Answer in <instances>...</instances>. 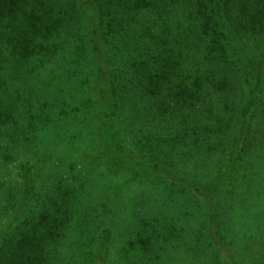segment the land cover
I'll return each instance as SVG.
<instances>
[{"label":"trees","instance_id":"1","mask_svg":"<svg viewBox=\"0 0 264 264\" xmlns=\"http://www.w3.org/2000/svg\"><path fill=\"white\" fill-rule=\"evenodd\" d=\"M68 56L83 96L58 70ZM56 115L89 131L90 163L161 178V197L136 194L127 255L264 264V0H0V165L18 178L0 264H109L98 252L113 232L74 228L92 193L69 174L86 159L44 176L27 157H56Z\"/></svg>","mask_w":264,"mask_h":264},{"label":"rangeland","instance_id":"2","mask_svg":"<svg viewBox=\"0 0 264 264\" xmlns=\"http://www.w3.org/2000/svg\"><path fill=\"white\" fill-rule=\"evenodd\" d=\"M59 62L61 64V68L58 70L63 73L62 79L66 82L65 87L72 91V93L83 96L85 87H83L81 83V72L77 71L79 67L70 63V56L66 58L63 57ZM74 70H76L77 73H75V76H73ZM134 94L135 93H133V95ZM60 96V99L63 100L62 94H60ZM65 96L69 98L68 93H65L64 97ZM135 97L136 94L133 98ZM127 104L130 105L131 103L128 102ZM133 112L128 113L132 114ZM50 118H52V121L58 119L55 126L52 129L48 128L46 133L48 137H52L49 140L51 144L48 143V145H52V148H58L56 157L54 159H50V155H47L45 150L43 151L42 147L40 148V150H42L40 156H35L33 153H30L27 157L30 158L31 163L37 164L39 167H43V170H45V173H43L44 176L47 175V170H50L51 167L54 172L59 171V173H62L63 175V171L69 173L68 167L71 162L66 164L67 161L82 157L86 159V163L82 165V168L79 166L77 169L79 172L69 174L77 177V180L85 182L87 191H90L91 189L92 193V196L88 194V197L84 199V204L82 206L87 210L79 217L74 225V228L76 227L77 230L80 228L85 230L86 223L90 224L93 232L92 235H87L91 239L97 237L104 229H109L113 232L110 244H107V242L105 243L103 240L104 245L99 247V250L105 249L106 253H104L105 251L98 252L99 256H104L105 260H108L109 264H131V262L135 261H137V264H152L151 262H146L144 259H141L139 255L136 256L134 253L127 255L124 250V245L127 244L126 240L129 232L135 228L134 220H136L137 215L133 204L136 202V194H142L147 190V194L150 191L154 193L155 196L158 194V197H161V178L158 176H137L128 170L119 168L111 163H107L106 160H101L100 162L99 160H96L90 163L93 158L95 159L97 157L96 155V157L94 156L93 148L87 144L91 140L89 137L91 134L87 129L82 127L80 123L76 122L75 115H73L74 122H71L70 119L66 118L59 119V116L57 115L50 116ZM77 134L82 136L80 140L81 150L78 153H74L75 151L72 152L69 149L72 146V137ZM24 159L25 157L23 156L20 160L23 161ZM0 161L3 162L2 159H0ZM52 161H54L55 165L52 164ZM61 163L62 166H59ZM1 166L4 165H0V208L1 205L7 204L9 201L11 203L15 201V194L17 195L18 188L15 183L18 181V178L14 175V173H12V175H9L8 173L5 174ZM9 167L12 168V166ZM12 170L14 171V169ZM15 172L17 173V170ZM156 185L158 187L157 191L155 190ZM153 189L157 193H155ZM115 192H117L118 195H116ZM103 206L108 209V213L104 212ZM175 210L176 211H171L172 213H170L169 216L171 219H178L181 224L187 218H190V220L197 223H202L199 221V219L201 220V217H184L183 215H180L179 210ZM110 211L113 212L110 213ZM198 214L200 213L195 215ZM12 216L13 214L9 213V210L7 212H3L0 209V232L4 229L6 223L12 220ZM197 223L194 224L193 222L192 225L195 228H198L199 225H197ZM77 230L72 234L70 240L67 241V245L72 244V248H70L71 251L73 248L77 250L76 241L80 239V236L77 234ZM203 230H205L204 227ZM86 232L88 233V231ZM93 243L94 242L91 244ZM97 243L99 244V242ZM97 243L93 246L96 247ZM68 249L69 246L66 250L68 251ZM167 255L169 256L163 255V264H205L203 261H196L190 254L182 256L180 251L172 250L169 251ZM190 258H192V260ZM66 260L69 262L71 261L69 255H65L64 261L66 262ZM80 260H82L81 256L79 259L77 258L76 264H83V260ZM84 264H86V262H84Z\"/></svg>","mask_w":264,"mask_h":264}]
</instances>
